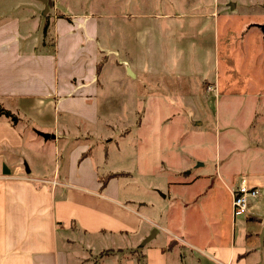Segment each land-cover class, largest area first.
Returning <instances> with one entry per match:
<instances>
[{
	"label": "crops",
	"instance_id": "crops-1",
	"mask_svg": "<svg viewBox=\"0 0 264 264\" xmlns=\"http://www.w3.org/2000/svg\"><path fill=\"white\" fill-rule=\"evenodd\" d=\"M22 5L29 13L21 18L0 16V102L20 119L17 125L0 120V264H94L90 255L96 254L90 245L80 255L81 232L84 236L118 235L127 241L140 235L138 244L154 229L155 237L164 231L179 245L166 251L169 244L146 251L147 264H264V258H254L264 251V157L255 154L242 158L249 152H235L229 146L224 155L220 149L216 154V173H229L228 183L220 176L218 179L230 195L233 227L236 229L240 222L241 228L249 229L246 240L252 242L253 249L237 246L235 230L230 238L226 237L220 216L224 208L220 209L218 203V180L213 186L209 175L177 181L168 187L164 199L178 202L181 212L178 216L169 205L164 223L172 232L121 206L115 199L119 196L121 173L100 176L95 168L94 148L89 143L101 118L106 68L112 63L120 64L107 55L97 79L98 50L102 48L96 21L80 15H53L58 0H33ZM42 6L41 15H37ZM46 9L50 11L44 17ZM145 69L137 65L125 71L135 82ZM184 91L182 100L190 105L195 98L200 99L199 86L193 89L190 85ZM125 93V98L130 93L137 106H144L143 97L127 90ZM151 100L152 104L160 103V97L152 95ZM195 123H201V127L204 124L202 120ZM141 126L142 122L137 121L136 127ZM50 141L55 144L59 171L52 179L44 172L42 152V146ZM111 174L119 175L102 188V179ZM243 184L257 188L259 197L249 202L250 218H235L233 194ZM209 196L211 203L193 212L195 223L188 229V223L184 224L186 202L196 204ZM144 224L150 225L146 233ZM137 249L139 245L108 250ZM104 261L96 264H118ZM125 264L136 261L126 259Z\"/></svg>",
	"mask_w": 264,
	"mask_h": 264
},
{
	"label": "rangeland",
	"instance_id": "rangeland-1",
	"mask_svg": "<svg viewBox=\"0 0 264 264\" xmlns=\"http://www.w3.org/2000/svg\"><path fill=\"white\" fill-rule=\"evenodd\" d=\"M32 1L0 0V16L21 18L29 13L22 4ZM52 14L96 21L100 47L106 52L98 50L97 64H105L107 55L120 64L106 68L101 118L89 142L100 176L123 174L117 183L119 204L172 232L164 223L169 205L178 216L181 212L178 202L164 199L168 187L209 175L213 186L218 180L226 237L235 230L237 246L253 249L246 240L249 229L241 228L240 222L234 229L231 221L230 195L218 179L228 183L229 173H216L215 165L217 150L224 155L228 146L235 152H249L242 158L264 157V0H58ZM137 65L146 69L134 82L125 70ZM190 85L200 88V99L195 98L193 105L182 100V92ZM125 90L143 97L144 106H137L130 93L125 98ZM152 95L160 97V103L152 104ZM198 120L203 121L202 127L195 123ZM137 121L142 122L140 129ZM42 148L44 172L56 178L55 144L50 141ZM211 199L186 202L188 229L195 223L193 212L209 205ZM144 226L146 233L150 225ZM88 234L81 232L80 255L90 245L96 254L90 255L91 261L101 263L125 264L129 256L124 254L98 258L102 251L116 247L139 245L146 254L168 244L179 245L164 231L144 247L148 236L136 244L140 235L127 241L118 235ZM254 258H264V251Z\"/></svg>",
	"mask_w": 264,
	"mask_h": 264
},
{
	"label": "trees",
	"instance_id": "trees-1",
	"mask_svg": "<svg viewBox=\"0 0 264 264\" xmlns=\"http://www.w3.org/2000/svg\"><path fill=\"white\" fill-rule=\"evenodd\" d=\"M47 28L45 27V30ZM104 62L102 63H98L96 65V76L97 79L100 77V75L102 74L103 68H104ZM2 119H7L9 122H11L13 125H17L20 121V119L18 118V116L14 113H12L11 111L7 110L5 108V106L2 104V102H0V120ZM84 158V156H82ZM119 174H111L109 176H107L105 179H102L103 181H101L102 183V188H105L107 183L109 182V180L113 177H116ZM123 175V174H121ZM175 247L174 244H169V246L165 249L166 250H171ZM124 254V255H128V259H133L136 261V264H147L146 261V254L144 252V248H139L137 250L131 251L129 253H125L123 250H105L102 251L98 258L100 259H104V257H106L107 255H115V254ZM127 259V260H128ZM98 261L97 259L94 260V264H96Z\"/></svg>",
	"mask_w": 264,
	"mask_h": 264
},
{
	"label": "built area",
	"instance_id": "built-area-1",
	"mask_svg": "<svg viewBox=\"0 0 264 264\" xmlns=\"http://www.w3.org/2000/svg\"><path fill=\"white\" fill-rule=\"evenodd\" d=\"M259 197L257 188H249L246 185L240 186L233 194L232 211L235 218L245 217L249 212V202L251 199Z\"/></svg>",
	"mask_w": 264,
	"mask_h": 264
},
{
	"label": "water",
	"instance_id": "water-1",
	"mask_svg": "<svg viewBox=\"0 0 264 264\" xmlns=\"http://www.w3.org/2000/svg\"><path fill=\"white\" fill-rule=\"evenodd\" d=\"M156 233L157 229H155L153 233L144 240L142 247H144L148 242H150L155 237Z\"/></svg>",
	"mask_w": 264,
	"mask_h": 264
}]
</instances>
